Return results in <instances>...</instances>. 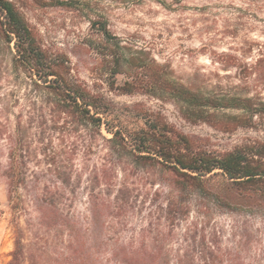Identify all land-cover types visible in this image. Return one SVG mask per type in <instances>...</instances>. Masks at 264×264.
Segmentation results:
<instances>
[{"label": "rangeland", "instance_id": "rangeland-1", "mask_svg": "<svg viewBox=\"0 0 264 264\" xmlns=\"http://www.w3.org/2000/svg\"><path fill=\"white\" fill-rule=\"evenodd\" d=\"M17 3L42 46L66 55L72 72L90 85L107 87L100 53L105 41L91 26L93 19H101L124 45L145 50L178 81L196 89H223L264 99V0ZM14 54L13 43L0 37V123L7 130L0 134V163L6 169L10 133L21 154L20 168L28 172L29 180L9 200L6 182L0 178V264L11 261L17 230L27 253L24 264H68V257L71 264H122L118 255L132 249L157 252L158 264L161 260V264H188L189 258L194 259L190 264H203L202 243L215 251L216 264H264L263 207L230 211L192 193L181 209L184 213L173 221L167 205L176 193L167 174L111 156L109 144L97 135L91 150L77 143L68 145L60 131L41 126L38 116L33 118L37 113L33 103L42 100L34 95L32 79L15 69ZM123 77L119 75L118 80ZM111 96L121 103H145L180 131L206 139L215 150L264 140V122L259 129L239 127L226 132L205 122L188 121L171 99ZM47 117L51 118L48 113ZM89 132H85L88 140ZM70 147H76L70 160L66 152L59 159L68 167L55 170L49 164L51 156ZM42 188H49L54 196L47 194L38 205L35 196ZM49 198L54 206L46 204ZM50 208L56 213H49Z\"/></svg>", "mask_w": 264, "mask_h": 264}, {"label": "trees", "instance_id": "trees-1", "mask_svg": "<svg viewBox=\"0 0 264 264\" xmlns=\"http://www.w3.org/2000/svg\"><path fill=\"white\" fill-rule=\"evenodd\" d=\"M91 26L105 41L106 48L100 53L106 88L96 82L90 85L83 81L72 72L66 55L45 49L17 0H0V37L6 43H13L15 69L32 79L34 95L42 100L41 104L34 101L33 109L37 113L34 112L33 118L38 116L41 126L60 131L62 140L68 145L77 143L91 150L94 148L92 138L97 135L109 144L111 156L128 158L139 168L158 169L167 174L170 187L176 193L167 205L173 221L184 213L181 209L192 193L230 211L239 207L264 208V140H248L231 150H215L208 146L206 139L180 131L162 112L140 101L118 102L111 93L171 99L179 105L188 121L205 122L226 132L239 127L259 129V124L264 122V99L223 89H196L176 80L166 65L157 62L145 50L124 45L121 37L111 33L107 22L93 19ZM119 75L124 76L122 81L118 80ZM228 110L239 113L232 114ZM6 131L0 123V134L4 135ZM86 131L91 132L90 140ZM7 141L8 165L2 170L0 163V178L5 180L8 198L12 200L17 188L27 183L29 175L20 168L21 154L16 151L17 141L10 133ZM75 150L76 147H70L63 148L58 154L54 152L49 164L55 170L61 169L62 165L67 168V162L59 160L61 152H66V159L70 160ZM47 194L54 196L49 188H42L35 196L38 205L46 200ZM53 200L49 198L46 204L54 206ZM49 213L56 211L51 209ZM20 231L17 230L9 264H24L27 259ZM76 245H79L77 240ZM200 246L202 263L216 264L215 251L210 250L208 244ZM32 257L35 262V256ZM118 257L122 264L159 262L157 252L143 249L124 250ZM179 261L183 262L180 258ZM193 261L189 258L186 262ZM67 263L71 264L70 257Z\"/></svg>", "mask_w": 264, "mask_h": 264}]
</instances>
